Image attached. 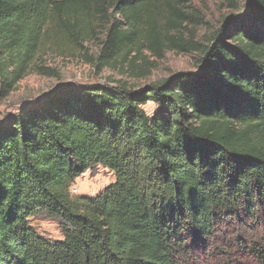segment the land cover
Masks as SVG:
<instances>
[{
	"label": "trees",
	"instance_id": "trees-1",
	"mask_svg": "<svg viewBox=\"0 0 264 264\" xmlns=\"http://www.w3.org/2000/svg\"><path fill=\"white\" fill-rule=\"evenodd\" d=\"M188 3L0 0L6 94L48 71L42 52L86 53L102 37L97 73L146 78L145 52L202 56L198 73L138 90L62 86L0 124V264H264V0H246L207 42L183 40L197 23ZM96 166L115 183L74 200ZM38 218L63 240L39 233Z\"/></svg>",
	"mask_w": 264,
	"mask_h": 264
},
{
	"label": "rangeland",
	"instance_id": "rangeland-1",
	"mask_svg": "<svg viewBox=\"0 0 264 264\" xmlns=\"http://www.w3.org/2000/svg\"><path fill=\"white\" fill-rule=\"evenodd\" d=\"M234 1L238 4L236 9L230 6L228 0H189L185 10L196 17L197 23L193 22L188 26L189 29L185 32L183 40L185 42L191 41L192 34L190 31H193L195 41L207 42L226 18L236 17L243 11L246 0ZM201 21H204L203 24H200ZM102 40L103 37L86 44V53L63 56L44 51L36 58L35 63L48 71L41 73L35 68L9 94L3 92L0 86V124H7L12 118L19 116L23 108L34 106L62 86L107 84L115 86L122 80L130 88L138 90L165 81L180 73H198L201 68L202 56L200 54L167 50L162 59L145 52L148 65L152 63L150 75L146 78L132 77L121 66L115 69H104L101 73H97L89 60L91 57L94 59L98 56L102 48ZM138 65L142 68L147 66L142 60L138 61ZM155 108V104L149 103L145 107V111L152 115ZM115 181L116 177L112 171L102 166H96L76 180L75 184L70 187V194L74 200L93 198L100 195ZM31 224L52 242L63 240V233L57 222L38 218L32 219Z\"/></svg>",
	"mask_w": 264,
	"mask_h": 264
}]
</instances>
